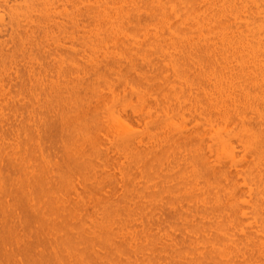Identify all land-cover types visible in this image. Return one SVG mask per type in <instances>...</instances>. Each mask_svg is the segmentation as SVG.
Listing matches in <instances>:
<instances>
[{"label": "bare ground", "instance_id": "1", "mask_svg": "<svg viewBox=\"0 0 264 264\" xmlns=\"http://www.w3.org/2000/svg\"><path fill=\"white\" fill-rule=\"evenodd\" d=\"M0 22L42 69L0 98V264H264V0H0Z\"/></svg>", "mask_w": 264, "mask_h": 264}, {"label": "rangeland", "instance_id": "2", "mask_svg": "<svg viewBox=\"0 0 264 264\" xmlns=\"http://www.w3.org/2000/svg\"><path fill=\"white\" fill-rule=\"evenodd\" d=\"M22 19L16 21L25 24ZM0 31V98L22 97L30 87L32 76L42 70L38 63L40 56L26 49L19 24L0 22Z\"/></svg>", "mask_w": 264, "mask_h": 264}]
</instances>
